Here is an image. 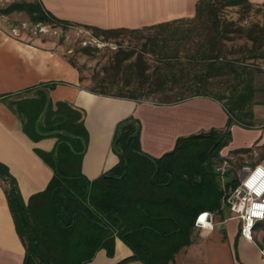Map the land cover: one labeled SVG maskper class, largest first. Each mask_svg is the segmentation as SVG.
I'll use <instances>...</instances> for the list:
<instances>
[{"label": "trees", "instance_id": "1", "mask_svg": "<svg viewBox=\"0 0 264 264\" xmlns=\"http://www.w3.org/2000/svg\"><path fill=\"white\" fill-rule=\"evenodd\" d=\"M230 6L252 7L247 0H198L191 19L104 31L58 20L37 0L0 10L3 16L22 12L31 23L62 28L150 32L141 53L135 58L132 53L116 54L83 89L101 97L159 106L202 97L218 103L226 117L223 128L178 137L169 152L153 158L141 151L139 122L128 116L116 123L112 134L110 150L116 164L87 180L80 172L87 143L82 112L48 99L47 91L55 83L0 95V102L18 117L31 141L55 139L50 152L36 151L52 176L26 202L0 165L6 204L24 251L22 264H86L98 250L111 255L114 239L130 251L126 260L168 264L189 245L198 213L225 217L228 189L237 182L226 174L221 185L214 167L220 150L231 141L230 127H255V78L261 73L255 60H264V6H256L261 9V24L246 28L219 15ZM239 38L248 45L225 44Z\"/></svg>", "mask_w": 264, "mask_h": 264}, {"label": "crops", "instance_id": "2", "mask_svg": "<svg viewBox=\"0 0 264 264\" xmlns=\"http://www.w3.org/2000/svg\"><path fill=\"white\" fill-rule=\"evenodd\" d=\"M37 1L58 20L104 31L139 30L191 19L198 0ZM247 1L255 7L264 6V0ZM48 83H55L47 91L52 103L65 102L82 112L87 143L80 172L87 180L95 179L116 164V156L110 150L111 138L116 123L128 116L139 122L141 151L153 158L169 152L176 138L221 129L226 119L218 103L202 97L159 106L90 94L80 86L76 69L51 47L26 41L0 25V95L16 94ZM252 114L254 124L264 119V106L254 105ZM263 127L255 126L252 130L230 127L231 141L220 152L248 148L256 141H264ZM54 144V138L31 141L22 132L18 117L0 102V165L14 181L23 202L41 192L50 180L52 170L36 151L48 153ZM261 166L264 167V161ZM5 189L0 180V264H22L24 251L6 204ZM213 224L211 231L194 227L189 245L180 249L168 264H264V247L252 237L258 222L250 239L239 235L238 221L231 216L219 219L214 215ZM130 255L114 239L111 255L98 250L86 264H142L126 260Z\"/></svg>", "mask_w": 264, "mask_h": 264}, {"label": "rangeland", "instance_id": "3", "mask_svg": "<svg viewBox=\"0 0 264 264\" xmlns=\"http://www.w3.org/2000/svg\"><path fill=\"white\" fill-rule=\"evenodd\" d=\"M33 0H0V10L5 9L12 3H30ZM219 15L227 21L246 28L251 24H261V9L252 6L248 10L242 7L230 6L221 9ZM0 25L7 32L15 34L26 41H34L51 47L63 59L69 60L77 69L82 81L80 86L90 87V79L96 73H100L102 67L112 62L118 53H132L135 58L142 51V45L150 32H115L97 33L80 26L47 25L31 23L26 14L11 12L7 15H0ZM227 46L241 47L248 45L243 39H234L225 43ZM150 63V62H149ZM261 73L255 78L257 92L255 95V106H264V60H255ZM255 126H264V119L257 121ZM245 152L230 150L219 152L218 161L215 164V172L219 174L220 184L225 183L226 178H234L238 182L241 172L264 161V141H256L250 147L243 148ZM228 174L225 178V175ZM232 188L228 189V192ZM224 216H230L229 209L225 203L223 208ZM214 217V215H212ZM218 217V216H217ZM219 218V217H218ZM252 237L257 238L259 244L264 247V219L258 222L253 229ZM264 250V248H263Z\"/></svg>", "mask_w": 264, "mask_h": 264}, {"label": "built area", "instance_id": "4", "mask_svg": "<svg viewBox=\"0 0 264 264\" xmlns=\"http://www.w3.org/2000/svg\"><path fill=\"white\" fill-rule=\"evenodd\" d=\"M237 184L227 194L225 203L230 216L237 219L239 235L250 239L257 222L264 219V167L257 164L241 172ZM193 227L211 231L214 227L212 214L200 212Z\"/></svg>", "mask_w": 264, "mask_h": 264}]
</instances>
